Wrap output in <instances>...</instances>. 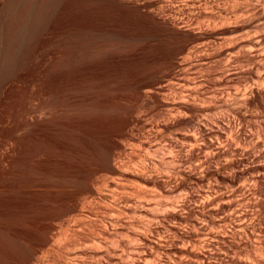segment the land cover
I'll return each instance as SVG.
<instances>
[{
  "label": "bare ground",
  "instance_id": "6f19581e",
  "mask_svg": "<svg viewBox=\"0 0 264 264\" xmlns=\"http://www.w3.org/2000/svg\"><path fill=\"white\" fill-rule=\"evenodd\" d=\"M113 1L0 0V264H264V0Z\"/></svg>",
  "mask_w": 264,
  "mask_h": 264
},
{
  "label": "rangeland",
  "instance_id": "374dc122",
  "mask_svg": "<svg viewBox=\"0 0 264 264\" xmlns=\"http://www.w3.org/2000/svg\"><path fill=\"white\" fill-rule=\"evenodd\" d=\"M66 1H67L68 5H71V2H69L70 0H69V1L66 0ZM71 1H72V0H71ZM105 1H106V0H105ZM73 2H74V0H73ZM73 2H72V4L74 5V3H76V0H75L74 3H73ZM69 3H70V4H69ZM73 5H71V9H72V11H73V8H72V7L75 6L76 9H74V11L72 12V14L75 15L76 17H75V16H72V14L69 12L70 15H69L68 17H69L70 19H69L68 17L65 16V17L63 18V21H64V22H63V21H62V17H63L62 14H60V12H59V13L57 12V13L54 14V17H52V19H53V18H54V19L57 18L56 20H58V22H59V19H60L61 22H62V23H61V22H60V23L63 24V25L68 24V22H69V24H68V26H66V28L68 27V28H67L68 30H70V29L72 28L73 30H75L74 32L78 33V32H77L78 30L75 29V27H77V28L79 29V25H76V26L74 25V26H73V24H78V21L80 20L79 18H80V16H81V10H80L79 6H77V5H78L77 3H76V5H74V6H73ZM109 5H110L109 7H111V10H110V8H109V9L106 8V6L104 5V1H102V0H97L96 4H94V11H95L97 17L99 18V20H98L97 23H98V25H99L100 27H102V28L105 27L106 24H109V23H110L109 20H112V19H114V18H118V14H117L118 6H117V4L112 0V1L110 2ZM71 9H70V11H71ZM61 13H62V12H61ZM56 14L58 15V17L56 16ZM59 16H62V17H59ZM71 16H72V17H71ZM109 16H111L110 19H108ZM73 17H74L75 19H74ZM66 18H67V20H65ZM72 18H73V20H76V19H77L78 21H77V20H76V21H73V20H71ZM106 18L108 19V20H107L108 22L105 20ZM54 19H53L52 21H53L54 24H56L57 21L54 20ZM68 19H69L70 21H68ZM104 20H105L106 22H105ZM52 21H51V23H52ZM54 21H55V22H54ZM65 21H66V22L68 21V22L65 23ZM71 21H72V23H71ZM58 22H57V26H59L58 24H60V23H58ZM53 23H52V27L55 26V27L57 28V26L54 25ZM70 23H71V24H70ZM61 24H60V25H61ZM79 24H80V21H79ZM53 25H54V26H53ZM70 25H71V28H70ZM142 26H143V24H142V18L140 17L139 14H135V16H134V20H133V21H120V26L118 27V29L121 30V31H125V32H128V33H132V32L140 31L141 28H142ZM230 26H233V24L230 23V24L221 25V26H219V27L217 28V30H219V29H223V28H227V27H230ZM73 27H74V28H73ZM69 28H70V29H69ZM76 30H77V31H76ZM71 31H72V30H71ZM195 31H196V30H195ZM195 31H194V32H195ZM198 31H199V30H198ZM198 31H197V33H198ZM199 32H200V31H199ZM76 33L73 34V35H74L73 38L75 39V37H76V39L78 38V39L81 40L80 35H79V37H78V35H77ZM75 34H76V35H75ZM73 38H72V39H73ZM74 39H73V40H74ZM73 40H72V41H73ZM80 40H79V41H80ZM79 41L74 40L73 42L75 43V42H79ZM80 42H81V41H80ZM80 42H79V43H80ZM71 43H72V42H71V39H70V40H69V44H71ZM79 43H77V45H76V43H75V44L72 43V45H73V46H76V48H77L78 45H79ZM125 65H126V66H129L128 63H125L124 66H125ZM127 68H129V67H127ZM129 172H131V170H130ZM129 172L127 171V173H129ZM107 173H108V174H107ZM100 174H101V173H100ZM102 174H103V175H102L103 177H107V175H109V176L111 177V174H109V172H107V171H106V172H102ZM153 175H154L155 177H160V176H159V173H158V174L156 173V175H155V173H154V174H152L151 176H153ZM157 175H158V176H157ZM109 176H108V177H109ZM110 177H109V178H110ZM111 178H112V177H111ZM137 185H138L139 187H142V186H143V185H140V184H137ZM17 195H19V194H17ZM17 195H16V196H17ZM20 196H21V197H19V199H20V200L22 199L20 203H22V202H24V198H23V196H22L21 194H20ZM20 200H19V201H20ZM89 200H90V199H88V202H87V203H89ZM90 204H91V202L89 203V205H90ZM30 230H31V229H30ZM30 230H29V231H30ZM32 231H33V230H32ZM32 231H31V232H32ZM59 243H61V241H59ZM62 243H63V241H62ZM76 247H77V248H76ZM76 247H74V248H72V247H67V248H66V251H68V250L71 251L72 249H74V251H76V250L78 249V247L81 248L82 246H81V247H80V246H76ZM83 247H86V248H87V246H83ZM96 248H97V247H96ZM47 249H48V248H47ZM45 251H46V248H45V250H44V249H39V254H40L41 257L47 258L48 255H46V254H49V253H47V252H45ZM47 251H48V250H47ZM70 251H68V253L74 252L73 250H72L71 252H70ZM48 252H49V251H48ZM42 255H43V256H42Z\"/></svg>",
  "mask_w": 264,
  "mask_h": 264
}]
</instances>
